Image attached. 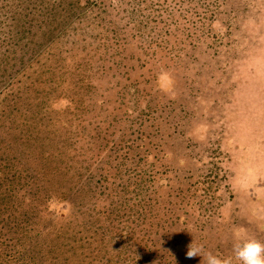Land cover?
Returning <instances> with one entry per match:
<instances>
[{"label": "trees", "instance_id": "obj_1", "mask_svg": "<svg viewBox=\"0 0 264 264\" xmlns=\"http://www.w3.org/2000/svg\"><path fill=\"white\" fill-rule=\"evenodd\" d=\"M184 1L165 0L160 10L167 18L156 20L154 14L143 13L158 7L152 0H0V220L1 228L8 226L9 231V236L0 231V264H156L148 261L156 255L148 245L134 259L126 246L112 247L116 238L112 234L121 228L101 223L102 218L110 214L125 218L131 225L123 238L129 235L130 243L139 246L148 239L160 245L157 237L153 239L152 231L158 234L153 228L161 215H171L168 224L157 229L163 242L172 233L169 246L176 253L180 242H191L190 217L203 227L212 223L220 205L216 194L227 179L217 160L218 147H203L199 158L177 153L171 159L186 162L182 168L167 161L181 146V120L188 113L184 105L182 113H176L171 103L145 99L153 94L133 83L119 91L126 95L133 87L136 92L128 108L137 106L141 115L136 117L137 136H122L116 161L108 163L94 155L95 137L89 133L90 119L99 113L89 116L87 112L97 102L99 109L107 111L109 101L95 99L92 91L83 93L92 88V80L99 84L109 70L123 69L122 62L133 49L148 57L151 50L152 57L159 59V51L170 52L187 39L202 45L203 20L176 17L184 10ZM29 147L38 152L44 148L42 155H32ZM31 160L35 165L30 166ZM75 161L79 162L75 165ZM171 172L174 177L167 176ZM112 174L124 181L121 187L115 181L108 184ZM101 179L105 182L101 192L110 198L118 195L116 211L123 213L97 210L93 214L91 205L84 208L86 203L77 202L80 196H94L93 181ZM161 187L170 198L164 204ZM62 200L66 206L53 215L65 218L71 209V218L65 223L49 222L41 230L42 213ZM29 212V219L24 218ZM158 258L163 259L162 251Z\"/></svg>", "mask_w": 264, "mask_h": 264}, {"label": "rangeland", "instance_id": "obj_2", "mask_svg": "<svg viewBox=\"0 0 264 264\" xmlns=\"http://www.w3.org/2000/svg\"><path fill=\"white\" fill-rule=\"evenodd\" d=\"M152 1L153 3L157 2L158 7L153 5L151 9H144L143 13L154 14L156 20L167 18L166 12L160 10L163 9L165 0ZM190 1H184L182 4L184 10L180 15L176 13V17L196 21L203 20L205 24L203 28L200 27L201 38L204 40L202 45H193V42H189L187 39L184 40V44L180 43L181 46H177L170 52L159 51L157 55L160 56L159 59L152 57L151 50L148 51L151 54L148 57L138 48L133 49L132 56L129 57L131 54L129 52L127 53L128 58L123 60V69L109 70L106 77L99 79V84L92 80V88L88 87L83 93H87V90L88 92L92 91L95 93V99L109 101L105 105L107 111H104L103 108L99 109L101 104L97 102L94 104L96 107L92 105V110L87 112L89 116L99 113L98 116L90 119L89 133L95 137V142L92 145L94 155L97 158L102 157V160L108 163L116 161L117 142L122 136L130 138L137 136L139 120L136 117L141 115L138 113L137 106L133 109L128 108L130 99H134L133 95L136 92H133V87L126 95H119V91H122L126 86L128 88L133 83L137 89L146 88L148 93L153 94L145 99L152 98L160 104L171 103L176 113H182L181 105H184V109L188 113L181 120L184 124L182 129L184 135H178L181 146L176 148L175 154L167 157V161L174 167L182 168L186 166V162L181 164L172 162L171 158L177 153L182 157L188 153L190 156L199 158L198 154L203 147L207 149L218 147L220 151L217 160L227 174V179L224 182L226 186L216 194L219 198L216 201L220 205H218L212 223L204 227L201 226V223L199 225L194 223V217L189 218L188 227L191 230L187 235H189L188 238L191 236L189 239L191 242H185V244L180 242L177 253L172 251L169 246V243H172L170 242L172 233L169 232L168 239H164L165 242H163L160 237L162 232L157 229L161 225L166 226L171 215L168 217L164 214L161 215L157 221L158 225L153 228L154 231H158V234L152 231L153 239L157 237L161 246L149 239L139 246L130 243L129 235L126 233L128 236L124 238L123 236L125 229L131 224L125 222V218L115 214H110L106 220L103 217L101 223L110 224L109 227L114 226V228L122 229L124 227V231L113 229L116 232L112 235L116 238L110 245L112 247L114 245L126 246L125 250L130 252L126 253L132 259L136 256L140 258L148 245L156 254L153 253L155 258L149 259V262L200 264L201 257L186 258L188 245L194 239L196 244H203L205 252H212L222 258L232 257L233 264H241L235 260L233 252L237 234L243 238L255 237L264 243V0ZM171 4L174 5V2ZM154 8H158L159 11H154ZM158 24V27H163L160 22ZM150 25L156 27L154 22H151ZM190 30H193V27ZM156 49L158 50L157 47ZM165 74L168 80L162 83V77ZM148 87L152 88L148 90ZM84 99H87L86 95ZM144 104L145 101H143L142 107ZM103 133L105 134L103 135ZM29 148L34 156L42 155L44 149L37 147L41 148L38 152L33 147ZM62 158L68 161V156ZM79 161H75V165ZM192 161L196 162L195 159ZM31 165H35L32 160ZM162 169L163 167H160L159 171ZM182 172L183 170L178 171L180 174ZM167 176L174 177V173L171 172ZM95 177L97 178V176ZM113 177L112 174L108 184L115 181V184L121 187V183L124 181ZM103 181L104 179H101L99 183L93 181L96 186L94 196H90V194L80 196L77 198V202L86 203L84 208L91 205L90 209L93 214L97 213V210L123 213L124 211H116L119 202L115 198L118 195L110 198L107 192H101L103 188L100 185L105 184ZM163 183L162 186L166 184V182ZM160 191H162L160 198H163L164 201L162 204L167 203L170 198L164 195L163 187ZM121 200L122 198L119 201ZM65 206L64 200L52 203L51 208L44 211L39 220L41 230L49 222L65 223L68 221L71 218V209L67 215L64 214L65 218L53 215L54 210L58 211ZM84 208L80 207L79 209ZM74 213L78 218L77 209ZM30 216L29 212L24 218ZM76 217H73L72 220ZM2 225L0 220L1 233L9 236L8 226L5 229L1 228ZM184 245L187 247L182 248ZM161 251L163 259L159 260L158 256ZM143 259L147 260L148 258L143 257Z\"/></svg>", "mask_w": 264, "mask_h": 264}, {"label": "clouds", "instance_id": "obj_3", "mask_svg": "<svg viewBox=\"0 0 264 264\" xmlns=\"http://www.w3.org/2000/svg\"><path fill=\"white\" fill-rule=\"evenodd\" d=\"M168 80L165 74L162 77V83ZM64 103H67L66 101ZM233 252L236 261L241 264H264V243H261L255 237L243 238L239 234L236 235V242L233 244ZM201 257L200 264H233L232 257H220L212 252H205L203 244H196L194 239L188 245L186 252L187 259Z\"/></svg>", "mask_w": 264, "mask_h": 264}]
</instances>
